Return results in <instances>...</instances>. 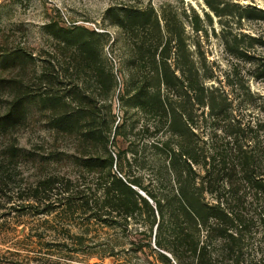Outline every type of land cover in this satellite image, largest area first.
I'll return each mask as SVG.
<instances>
[{"label":"trees","instance_id":"trees-1","mask_svg":"<svg viewBox=\"0 0 264 264\" xmlns=\"http://www.w3.org/2000/svg\"><path fill=\"white\" fill-rule=\"evenodd\" d=\"M131 17L147 23L146 12ZM166 28L160 53L159 48L139 49L143 65L150 54L154 83L140 87L133 98L154 122L141 133L157 139L158 170L145 176L132 166L128 150L111 149L113 129L100 120L96 100L79 89L76 108L68 110L65 98L31 96L21 86L13 104L0 113V220L26 211L32 217L78 215L89 233L119 235V248L126 253L120 264H264L263 127L232 118L228 97L219 100L218 90L205 86L210 77L181 64L182 37L168 22ZM52 33L85 52L101 36L78 26ZM11 57L21 61L25 55L20 49ZM27 103L49 110L54 147L46 149L47 141L34 150L20 146L30 118ZM205 107L211 110L209 120L202 113L200 126L194 111ZM124 129L119 126V138L126 137ZM129 150L135 157L136 150ZM22 165L35 170L38 180L26 183Z\"/></svg>","mask_w":264,"mask_h":264},{"label":"rangeland","instance_id":"rangeland-1","mask_svg":"<svg viewBox=\"0 0 264 264\" xmlns=\"http://www.w3.org/2000/svg\"><path fill=\"white\" fill-rule=\"evenodd\" d=\"M136 11L146 12L145 26L132 21ZM167 22L182 37L181 64L210 77L205 86L218 90L219 100L228 97L232 118L262 126L259 139L264 140V0H0V113L13 104L21 86L31 96L65 98L68 110L76 108L79 89L96 100L100 120L113 129L111 149L128 150L134 169L151 175L160 166L159 152L153 148L157 139L141 132L154 122L140 113L133 98L140 87L154 83L150 54L143 65L139 49L159 48L160 53L167 42ZM194 25L203 31L196 32ZM74 26L101 34L91 50L69 47L64 36L52 33ZM20 49L25 55L21 61L11 57ZM176 53L174 49L172 64ZM26 109L30 118L19 136L20 146L34 150L47 141L46 149L54 147L49 110L32 103ZM210 112L196 108L197 124H203L202 113L209 120ZM119 126H124L125 138H119ZM129 149L136 150L135 157ZM21 169L26 183L38 180L35 170L25 165ZM80 223L78 215L32 217L28 211L0 220V264L124 263L119 235L109 230L89 233ZM60 245L68 249L61 251Z\"/></svg>","mask_w":264,"mask_h":264}]
</instances>
